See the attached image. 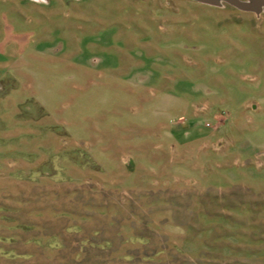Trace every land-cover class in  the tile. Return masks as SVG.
<instances>
[{
	"label": "rangeland",
	"instance_id": "rangeland-1",
	"mask_svg": "<svg viewBox=\"0 0 264 264\" xmlns=\"http://www.w3.org/2000/svg\"><path fill=\"white\" fill-rule=\"evenodd\" d=\"M29 1L38 58L0 79L30 89L0 102V264H264V110L235 106L264 105V10Z\"/></svg>",
	"mask_w": 264,
	"mask_h": 264
},
{
	"label": "crops",
	"instance_id": "crops-1",
	"mask_svg": "<svg viewBox=\"0 0 264 264\" xmlns=\"http://www.w3.org/2000/svg\"><path fill=\"white\" fill-rule=\"evenodd\" d=\"M59 0H49L48 3L52 2H58ZM41 7L45 6H34L31 5V2L29 0H0V79L2 77H20L24 78L27 76H30L28 73V68L31 67V64L28 63L29 60H33L35 58H38L34 54H29L27 51L30 49V45H38L41 44L40 40L31 39V36H26L24 32L29 29L31 26V22L35 20V23L39 21L41 17H44L46 14V10H42ZM53 8V6H52ZM68 9V11H67ZM17 10V11H15ZM40 10V11H39ZM65 13H72L70 7H66L64 9ZM51 13H54L51 11ZM64 12H60L56 14L55 19H57V22H59L60 15H62ZM55 14V13H54ZM39 15H43L39 18ZM78 15V14H77ZM76 15V16H77ZM79 16V15H78ZM82 17V16H80ZM83 18V17H82ZM30 23V26L24 27V25H28ZM35 25V24H34ZM57 29V37H61L62 31H60L59 27H56ZM235 28H233L234 30ZM22 30V32H21ZM15 31V32H14ZM20 32L22 34H20ZM235 33V31H234ZM233 33V34H234ZM22 36L20 38H16L15 36ZM65 37V34L63 35ZM56 37V36H55ZM232 38L229 39L228 45V60H233L234 64H241L245 63L248 58L246 55L243 57L240 56V54L246 53L248 45L256 46V38H248L244 35H238L235 33V35L231 36ZM60 39V38H59ZM82 39V38H81ZM62 41V40H61ZM64 41V40H63ZM75 43V41H73ZM46 43H50V41H47ZM73 43V44H74ZM263 44V43H262ZM19 46L18 51L12 52L14 46ZM68 45V44H67ZM23 46V48H21ZM25 46V47H24ZM69 46V45H68ZM16 49V48H14ZM79 52H72L69 53V56L67 57L68 60L71 61V68L70 70H76L74 61L76 59V56L80 55L81 47L78 48ZM57 58L61 59L60 54L57 56ZM25 62V63H23ZM225 76L229 79L231 76H236L237 74L232 70V68L228 67L225 69ZM234 85H236V81L233 82ZM236 87H238L236 85ZM235 87V88H236ZM237 90L240 89V87L236 88ZM27 93L25 94L23 88L20 87V85H17L13 89H9L6 91L5 95L0 97V102H12L14 106L18 105L21 102H24L27 97H29L27 94L30 91L29 88L25 89ZM245 103L250 104V106H257L259 105L261 109L264 110V105L261 104L260 100L255 99H245L241 101L239 104H236L235 106H238L239 108L246 107ZM16 108V107H13ZM261 114V113H260ZM260 125L264 128V117L260 116Z\"/></svg>",
	"mask_w": 264,
	"mask_h": 264
},
{
	"label": "water",
	"instance_id": "water-1",
	"mask_svg": "<svg viewBox=\"0 0 264 264\" xmlns=\"http://www.w3.org/2000/svg\"><path fill=\"white\" fill-rule=\"evenodd\" d=\"M209 5H220L225 2L235 8L243 11L260 13L264 10V0H195Z\"/></svg>",
	"mask_w": 264,
	"mask_h": 264
}]
</instances>
